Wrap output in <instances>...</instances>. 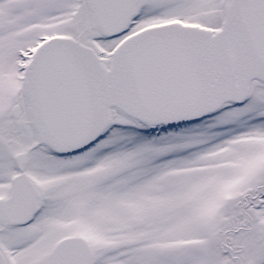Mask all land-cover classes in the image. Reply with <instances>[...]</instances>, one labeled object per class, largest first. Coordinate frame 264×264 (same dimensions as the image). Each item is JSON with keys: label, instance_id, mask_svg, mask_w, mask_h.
<instances>
[{"label": "snow or ice", "instance_id": "obj_1", "mask_svg": "<svg viewBox=\"0 0 264 264\" xmlns=\"http://www.w3.org/2000/svg\"><path fill=\"white\" fill-rule=\"evenodd\" d=\"M0 264H264V0H0Z\"/></svg>", "mask_w": 264, "mask_h": 264}]
</instances>
